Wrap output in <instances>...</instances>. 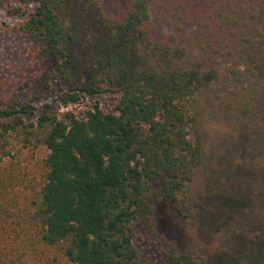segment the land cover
I'll list each match as a JSON object with an SVG mask.
<instances>
[{
  "label": "trees",
  "instance_id": "1",
  "mask_svg": "<svg viewBox=\"0 0 264 264\" xmlns=\"http://www.w3.org/2000/svg\"><path fill=\"white\" fill-rule=\"evenodd\" d=\"M103 1L0 0L25 17L17 30L55 93L36 107L0 106V163L14 147L46 151L24 209L12 195L19 177L0 169V264H27L41 248L70 264H201L163 238L162 262L141 255L135 229L156 239L162 200L193 218V186L208 169L206 100L251 119L264 111V0H127L113 12ZM85 99L84 110L61 111ZM21 230L28 241L6 250ZM250 248L232 264H260L262 243Z\"/></svg>",
  "mask_w": 264,
  "mask_h": 264
},
{
  "label": "rangeland",
  "instance_id": "2",
  "mask_svg": "<svg viewBox=\"0 0 264 264\" xmlns=\"http://www.w3.org/2000/svg\"><path fill=\"white\" fill-rule=\"evenodd\" d=\"M127 0H104L106 11H115ZM12 6L18 5L16 2ZM31 9V8H30ZM25 17L8 13L0 7V106H38L50 101L55 93L44 87L47 63L38 57L36 46L26 39L17 27ZM153 34L165 38L168 30L152 20ZM187 58L185 64L191 59ZM60 84L52 82L56 92ZM222 94V93H221ZM224 96V93H223ZM223 98L204 102L203 125L207 131V175L194 183L193 218L181 219L165 200L155 206L156 239L146 230L136 227L135 245L141 255L162 262L157 239H165L178 250L192 251L201 264H232L240 253L255 244L264 247V111L256 118H248L226 108ZM89 100L61 111L78 113ZM11 157L0 163V169L19 177L20 183L12 195L24 209L39 181L44 148L14 147ZM220 206V207H219ZM223 214L211 219L212 213ZM21 230L19 237L11 233L5 249L22 248L30 235ZM261 246V245H260ZM262 253V252H261ZM264 254L257 260L264 264ZM27 264H70L53 249L41 248L30 253Z\"/></svg>",
  "mask_w": 264,
  "mask_h": 264
}]
</instances>
